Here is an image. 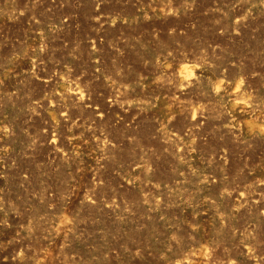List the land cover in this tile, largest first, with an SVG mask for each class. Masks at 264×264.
Here are the masks:
<instances>
[{
	"label": "rangeland",
	"instance_id": "374dc122",
	"mask_svg": "<svg viewBox=\"0 0 264 264\" xmlns=\"http://www.w3.org/2000/svg\"><path fill=\"white\" fill-rule=\"evenodd\" d=\"M0 264H264V0H0Z\"/></svg>",
	"mask_w": 264,
	"mask_h": 264
}]
</instances>
